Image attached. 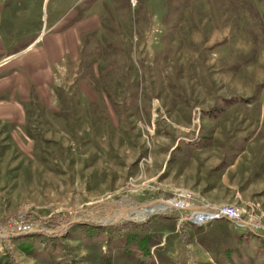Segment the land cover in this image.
I'll return each instance as SVG.
<instances>
[{
  "label": "rangeland",
  "instance_id": "obj_1",
  "mask_svg": "<svg viewBox=\"0 0 264 264\" xmlns=\"http://www.w3.org/2000/svg\"><path fill=\"white\" fill-rule=\"evenodd\" d=\"M52 1L22 15L19 28L0 21V59L63 16ZM76 2L100 28L56 70L47 103L23 104L21 124L0 117V264H228L198 243L194 225L178 222L179 211L127 220V205L179 189L253 220L259 227L243 231L226 220L250 233L233 264H261L264 0ZM6 87L0 73L1 100ZM19 220L49 232L13 236ZM144 236L160 239L148 254L137 247Z\"/></svg>",
  "mask_w": 264,
  "mask_h": 264
},
{
  "label": "crops",
  "instance_id": "obj_2",
  "mask_svg": "<svg viewBox=\"0 0 264 264\" xmlns=\"http://www.w3.org/2000/svg\"><path fill=\"white\" fill-rule=\"evenodd\" d=\"M76 1H52V12H62L63 16L54 19L45 33L38 32L39 34L24 45L25 47L22 46L0 59L1 77L7 80L3 93L9 95L6 99H0V102L11 100L0 108V117H7L10 123H23V104L29 102L31 87L38 95V101L47 103L45 96L52 92L56 70L62 68L65 60L73 62L77 59L78 45L83 34L100 28L98 19H93L89 8L82 10V18L71 22L78 13L75 10ZM45 2L48 5L50 0H0V21L8 23L9 20L10 28H19L20 23L24 22L22 15L40 13L39 8H42ZM11 14L17 16L10 18ZM4 16L8 17L5 21ZM5 29L7 28L3 27V31ZM4 34L2 33L3 37ZM1 39L3 38L0 36V46Z\"/></svg>",
  "mask_w": 264,
  "mask_h": 264
},
{
  "label": "trees",
  "instance_id": "obj_3",
  "mask_svg": "<svg viewBox=\"0 0 264 264\" xmlns=\"http://www.w3.org/2000/svg\"><path fill=\"white\" fill-rule=\"evenodd\" d=\"M82 16L81 13H77L75 17L72 19L71 22L76 21L80 19ZM87 34H85L84 37H86ZM91 40L95 41V48L96 50L100 49V43L101 40L97 36L96 33H91ZM25 47V46H24ZM249 62V60H248ZM80 62V67H81ZM94 64L95 59L89 61L86 63V70L85 75L87 78L94 77ZM80 78H84V74L80 71L79 75H77L76 81H79ZM29 102L32 106H38V98L37 94L35 93L33 87L30 88L29 92ZM29 134V133H28ZM199 141L197 139L194 144H196ZM177 148V146L175 147ZM216 225H213L214 227L203 229L202 226H195L194 233L196 235V240L198 243L204 247V249L209 252L215 261L218 263H228L233 264L235 260H240L242 255L245 252V247L248 246V240H249V234L250 233H237L234 232L232 229H230V224L226 220H219L215 223ZM71 225V224H70ZM73 225V223H72ZM47 232H41L36 234H31L33 237L35 235H47ZM262 235H254V238L259 242V251L260 253H264V238H262ZM145 239L146 236H144L141 240H138V250L141 253L148 254L151 247L156 246L159 244L160 239L153 240L146 242ZM145 240V242H144ZM144 242V243H143ZM21 250L23 252H31V247L29 245H21ZM261 264H264V260L261 261Z\"/></svg>",
  "mask_w": 264,
  "mask_h": 264
},
{
  "label": "built area",
  "instance_id": "obj_4",
  "mask_svg": "<svg viewBox=\"0 0 264 264\" xmlns=\"http://www.w3.org/2000/svg\"><path fill=\"white\" fill-rule=\"evenodd\" d=\"M153 191V190H152ZM165 191L157 192L156 198L151 200L148 203L141 204L139 206L127 205L129 208H138L145 205H151L157 202L167 203L169 206H166L163 212H172L179 211V221L190 223L194 226H205L208 223L218 220H228L235 227L243 230H248L252 228L259 227L256 225L253 220H246L243 218L240 210L231 204H210L204 199H202L196 193H193L187 189H179L173 191L172 195L164 193ZM160 212V211H158ZM157 213V212H156ZM128 219L131 221H138L136 218L130 217L128 214ZM147 218V217H146ZM145 220V218L143 219ZM142 221V220H140ZM252 222V223H251ZM255 223V224H253ZM17 224V234L15 235H28L36 234L41 232H49L45 229L37 228L35 224H32L30 221L19 220Z\"/></svg>",
  "mask_w": 264,
  "mask_h": 264
},
{
  "label": "bare ground",
  "instance_id": "obj_5",
  "mask_svg": "<svg viewBox=\"0 0 264 264\" xmlns=\"http://www.w3.org/2000/svg\"><path fill=\"white\" fill-rule=\"evenodd\" d=\"M166 206H169L167 203H161L157 202L151 205H145L140 208H134V209H127L128 214H130V217L136 218L137 220L141 219L143 217V213H151L154 210H163L166 208Z\"/></svg>",
  "mask_w": 264,
  "mask_h": 264
}]
</instances>
